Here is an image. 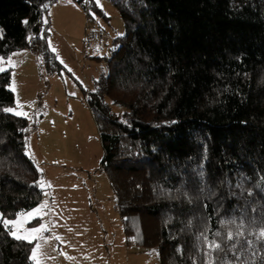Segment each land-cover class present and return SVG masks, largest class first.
Instances as JSON below:
<instances>
[{
  "label": "trees",
  "instance_id": "1",
  "mask_svg": "<svg viewBox=\"0 0 264 264\" xmlns=\"http://www.w3.org/2000/svg\"><path fill=\"white\" fill-rule=\"evenodd\" d=\"M57 1L0 0V57L33 49L49 70L62 68L43 23ZM110 1L125 34L85 93L127 235L156 248L158 264H209L213 239L223 249L215 264H264V0ZM11 83L12 71H0V108L16 104ZM36 129L0 111L4 218L43 200L28 153ZM241 222L239 243L225 239ZM33 246L0 224V264H34Z\"/></svg>",
  "mask_w": 264,
  "mask_h": 264
},
{
  "label": "rangeland",
  "instance_id": "2",
  "mask_svg": "<svg viewBox=\"0 0 264 264\" xmlns=\"http://www.w3.org/2000/svg\"><path fill=\"white\" fill-rule=\"evenodd\" d=\"M99 2L100 13L87 12L73 0H58L44 14L49 49L62 68L49 70L33 49L0 57V68L12 71L16 104L9 108L37 122L28 153L42 173L44 197L38 206L6 218L23 221L19 229L7 226L12 235L43 229L35 234L42 238L31 239L34 264L159 262L156 248L136 247L127 235L102 168L103 145L85 92L107 71L114 40L125 34V22L110 0ZM92 31L103 38L85 50V35ZM37 208L41 212L32 218Z\"/></svg>",
  "mask_w": 264,
  "mask_h": 264
},
{
  "label": "snow or ice",
  "instance_id": "3",
  "mask_svg": "<svg viewBox=\"0 0 264 264\" xmlns=\"http://www.w3.org/2000/svg\"><path fill=\"white\" fill-rule=\"evenodd\" d=\"M93 2L97 3L98 6H100L102 8V5L100 4L99 0H93ZM0 71H3V69L0 68ZM0 111H6V112H9V113H13V109L12 108H7V109L0 108ZM14 114L15 115H21L22 113L16 112ZM23 115L26 116L27 114L23 113ZM40 212H41V209L37 208L30 215H31L32 218H36L37 214L40 213ZM25 215H29V214H25ZM22 223H23V221H15V222L7 221L6 218H4L2 216V214H0V224H4L5 226H8L9 224H12L14 229H19L21 227ZM228 223L235 224L236 221L232 220V221H229ZM242 229H243V223L241 222L236 227L235 237L233 236V232L229 231V232L226 233L225 239L233 240L235 238L236 243H239V239L244 236V233H243ZM42 230L43 229H41V228H34V229L31 230V232L28 235H17L16 231H13V235L18 240L19 239H24V240H28L29 242H31V239L42 238V237H37L35 235L36 233H40ZM220 235H221V233L219 231L214 233L215 237H219ZM259 238H264V229L260 230L258 239ZM205 239H207V238L205 237ZM245 243L246 244H251L252 241L247 240V238H245ZM207 248H208V256H209V264H215V260L212 257V253L217 252V251H222L223 249L221 248V244L217 243L216 240L213 239V240H211V241H209L207 243ZM231 248H235V244L231 245L230 249ZM32 258L34 260H36V254L35 253H33V257ZM36 264H39L38 260L36 261ZM222 264H224V262H222Z\"/></svg>",
  "mask_w": 264,
  "mask_h": 264
},
{
  "label": "built area",
  "instance_id": "4",
  "mask_svg": "<svg viewBox=\"0 0 264 264\" xmlns=\"http://www.w3.org/2000/svg\"><path fill=\"white\" fill-rule=\"evenodd\" d=\"M102 35L97 31H92L91 33H86L84 38V49L89 50L93 48L94 44L102 40Z\"/></svg>",
  "mask_w": 264,
  "mask_h": 264
},
{
  "label": "crops",
  "instance_id": "5",
  "mask_svg": "<svg viewBox=\"0 0 264 264\" xmlns=\"http://www.w3.org/2000/svg\"><path fill=\"white\" fill-rule=\"evenodd\" d=\"M116 197V196H115ZM116 202H117V199H116ZM159 263V262H158ZM158 263H155V264H158Z\"/></svg>",
  "mask_w": 264,
  "mask_h": 264
}]
</instances>
